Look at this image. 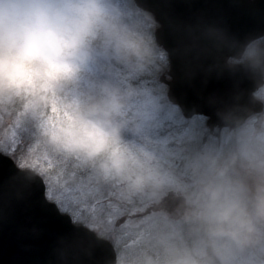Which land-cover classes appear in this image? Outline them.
I'll return each instance as SVG.
<instances>
[{
	"label": "clouds",
	"instance_id": "1",
	"mask_svg": "<svg viewBox=\"0 0 264 264\" xmlns=\"http://www.w3.org/2000/svg\"><path fill=\"white\" fill-rule=\"evenodd\" d=\"M160 29L144 0H0V117L19 114L46 156L151 210L115 264H264V35L204 33L209 55L227 50L221 74L251 84L211 101L209 123L172 98ZM14 163L24 182L43 180Z\"/></svg>",
	"mask_w": 264,
	"mask_h": 264
},
{
	"label": "water",
	"instance_id": "2",
	"mask_svg": "<svg viewBox=\"0 0 264 264\" xmlns=\"http://www.w3.org/2000/svg\"><path fill=\"white\" fill-rule=\"evenodd\" d=\"M161 24L160 42L170 52L172 79L165 81L185 115L211 117V101H226L251 84L222 72L225 49L209 55L204 33L224 30L243 42L264 35V0H144ZM215 64L212 73L206 72ZM108 242H97L45 199L43 180L26 183L9 157L0 154V264H115Z\"/></svg>",
	"mask_w": 264,
	"mask_h": 264
},
{
	"label": "rangeland",
	"instance_id": "3",
	"mask_svg": "<svg viewBox=\"0 0 264 264\" xmlns=\"http://www.w3.org/2000/svg\"><path fill=\"white\" fill-rule=\"evenodd\" d=\"M9 120H11L9 117H0V153L8 156L13 161H20L25 166L37 168L41 172H48L46 168H40L41 163L39 161H37L36 163H32L31 158H29V156L26 154V150L22 152V150L20 149L22 147V145H20L21 140L13 136V132L15 131L16 133L15 128L17 126V123H15L14 125L15 128L11 129L12 125L10 124L11 122H9ZM6 129L8 131V136L5 138H7L8 141L2 143L4 135L3 133ZM30 163L31 165H35L31 166ZM54 181L55 180H53V178L49 179L48 188L46 187V183L44 181L46 195L48 199L58 207L59 211L63 212V215H67L69 217L73 216L84 220H86V218L91 215V220L95 221L99 227H101L100 225L103 221L104 227H106V229H114L109 225V220L116 215L114 206L118 205L123 209L124 207H126L125 205H121L119 202L115 201L114 197L111 200H107V203L90 202L83 196V194L85 195L89 193V191L84 188V185L82 186L77 184L73 187L64 188L62 190L57 186V184L59 183ZM78 192L81 193V196L77 194ZM150 211V209H146V212L142 215H148ZM102 212H104L105 218H101L99 216V214H101ZM127 219L128 218L125 216H117L115 220V228L117 229L119 236L118 239H116L115 235L113 234L115 242L110 240L112 245V242L117 243L119 239L127 240L124 246L121 245L120 242L119 248L122 251H124L127 247H131L135 243L140 229L137 228L135 224H130L127 228H121V224L125 223ZM132 219L135 221L136 219H138V217L133 216Z\"/></svg>",
	"mask_w": 264,
	"mask_h": 264
},
{
	"label": "trees",
	"instance_id": "4",
	"mask_svg": "<svg viewBox=\"0 0 264 264\" xmlns=\"http://www.w3.org/2000/svg\"><path fill=\"white\" fill-rule=\"evenodd\" d=\"M9 118L11 119L9 120V122H11L10 124L12 125L11 129L15 128L14 126L16 123L15 120L16 119L20 120L19 126L18 127L16 126L15 128L16 129L15 137L21 140L20 145H22V147L20 149L22 150V152L26 150V154L29 156V158H31L32 163L33 162L36 163L37 161H39L42 165V166L40 165V168L47 169L48 172L46 171L41 172L43 174V178H44L47 188L49 186L48 185L49 179L51 178H53V180L59 183V184L57 183L56 184L62 190L64 188L73 187V186H69L66 180V173L70 171L74 176H78V182L75 185L77 184L82 185V186L84 185V188L89 191L88 194H85V195L83 194L85 199H87L90 202H94V203H107V200H109V196H111V191L108 188L101 186V182L96 177L90 176L87 171L80 169L78 163L73 160L53 159L51 157L46 156L43 152L42 147L38 144L35 137L29 131V128L26 125L24 119L20 117L19 114H17L16 118H12V117H9ZM3 134L4 135H3L2 143L8 141L7 138H5L8 136L7 129L4 130ZM34 165H31V166H34ZM77 194L81 196V193L78 192ZM111 199H113V196H111ZM99 216L101 218H105L104 212L99 214ZM91 219H92L91 215L86 218V220H91ZM100 226L108 232L109 240L114 241L113 234L115 235L116 239H118L119 234L116 228L106 229V227H104L103 221ZM126 241L127 240L119 239L117 243H114L115 241L112 242L113 247L115 251L118 253V255L121 252H123L119 248L120 242H121V245L124 246ZM133 245L131 247H127L124 251L131 249Z\"/></svg>",
	"mask_w": 264,
	"mask_h": 264
},
{
	"label": "snow or ice",
	"instance_id": "5",
	"mask_svg": "<svg viewBox=\"0 0 264 264\" xmlns=\"http://www.w3.org/2000/svg\"><path fill=\"white\" fill-rule=\"evenodd\" d=\"M53 113L56 112V109L53 108ZM19 126V124H17V127ZM16 133L15 131L13 132V136L15 137ZM90 176H93L92 174L88 173ZM95 177V176H94ZM98 179V178H97ZM111 196H113L112 192H111ZM111 196H109V200H111ZM146 207L144 206H140V205H126V207H124L123 209L120 208L118 205L114 206V210L116 215L113 216L110 220H109V225L112 228H115V220L117 218V216H125L128 219L126 220L125 223L121 224V228H127L130 224H135V226L137 228H141L142 225L145 223V217L147 215H142L146 212ZM133 216H137L138 219H136L135 221L132 219Z\"/></svg>",
	"mask_w": 264,
	"mask_h": 264
},
{
	"label": "bare ground",
	"instance_id": "6",
	"mask_svg": "<svg viewBox=\"0 0 264 264\" xmlns=\"http://www.w3.org/2000/svg\"><path fill=\"white\" fill-rule=\"evenodd\" d=\"M44 183V182H43ZM44 186H45V184H44Z\"/></svg>",
	"mask_w": 264,
	"mask_h": 264
}]
</instances>
